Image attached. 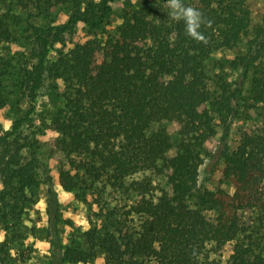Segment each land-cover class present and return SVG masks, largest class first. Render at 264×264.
<instances>
[{"label": "trees", "instance_id": "1", "mask_svg": "<svg viewBox=\"0 0 264 264\" xmlns=\"http://www.w3.org/2000/svg\"><path fill=\"white\" fill-rule=\"evenodd\" d=\"M119 2L126 8L114 34L75 41L50 62L52 46L80 24L105 33ZM183 2L212 21L200 29L207 44L168 19L166 0H1L0 46L22 50L19 59L0 53V108L23 99L31 109L11 130L0 127V219L8 230L0 264L30 260L18 244L41 175L100 209L62 263L264 264V14L255 20L253 0ZM59 8L69 11L66 23H38ZM232 50L233 60L208 70L216 53ZM226 68L244 80L230 81ZM48 77L62 82L63 107L51 118L57 137L45 161L22 133ZM252 112L259 124L224 143L219 129ZM216 159L209 188L201 171ZM249 212L256 217L247 225Z\"/></svg>", "mask_w": 264, "mask_h": 264}, {"label": "rangeland", "instance_id": "2", "mask_svg": "<svg viewBox=\"0 0 264 264\" xmlns=\"http://www.w3.org/2000/svg\"><path fill=\"white\" fill-rule=\"evenodd\" d=\"M1 5V0H0ZM126 8L124 2L115 4V11L112 24L106 28L104 32H92L88 27L80 24L76 33L67 39L65 43H55L49 56L50 62H55L63 52L67 53L73 46L75 41L85 42L93 37H100L103 34L106 36L108 33L114 34L118 25L121 23V16L123 10ZM253 16L256 21L262 19L264 14V0H253L251 3ZM24 16L26 14L24 13ZM69 11L65 8H59L47 14L44 18L38 19L41 25H56L64 24L67 22ZM22 50L19 44H3L0 46V53L2 55H9L10 58L16 57L18 52ZM238 50L221 51L216 53L208 62V70L215 72V65L220 62L228 63V60H233L238 54ZM227 61V62H226ZM230 70V81L237 82L244 80L241 70ZM246 82V80L244 81ZM61 81L56 83L54 78L48 77L45 86L39 91L36 109L31 113L32 122L27 123L23 129L22 136L29 138L30 143L39 145V156L47 161L51 155L50 147L57 137V133L53 130L51 125V118L58 110L56 105L63 107V104L58 100L57 93L61 87ZM18 95L14 94L12 98ZM31 109L30 104L26 100L14 99L8 109L0 108V127L4 130H11L14 121L19 118L26 117ZM260 122L258 115L252 112L250 115L242 116L235 119L228 129L220 128V137L224 143H229L233 146L238 138V134L243 130H252ZM37 148V147H36ZM177 150L173 149L170 156L176 155ZM217 159L212 164H205L201 171V183L204 186L213 188V177L218 175V171L214 172L213 165L216 164ZM45 176L41 175V187L38 197L35 202L30 205L26 214L24 215L25 237L21 239L18 244L19 249L26 250L30 256L27 264H69L62 263V251L65 247L70 245L79 244L82 242V235L84 231L90 228L93 224L98 222L97 207L92 209L86 202L82 201L75 194H68L63 191L62 187L55 180L54 185H50L44 181ZM218 180V179H217ZM160 185L165 186L164 180L158 181ZM228 190L232 193V187L227 186ZM2 183L0 182V191ZM213 215V212H208ZM255 213L244 214L243 220L245 223L250 224L255 222ZM8 235L5 224L0 219V242L4 241ZM232 246L226 248L225 259L229 258ZM104 264V258H98L95 263Z\"/></svg>", "mask_w": 264, "mask_h": 264}, {"label": "clouds", "instance_id": "3", "mask_svg": "<svg viewBox=\"0 0 264 264\" xmlns=\"http://www.w3.org/2000/svg\"><path fill=\"white\" fill-rule=\"evenodd\" d=\"M167 17L171 21L183 22L185 35L199 43H208L207 37L200 31L202 25L211 26L212 21L207 20L197 8L185 5L183 0H166Z\"/></svg>", "mask_w": 264, "mask_h": 264}]
</instances>
